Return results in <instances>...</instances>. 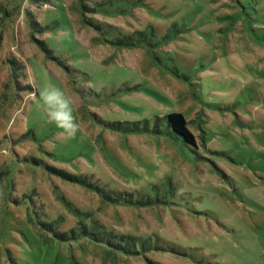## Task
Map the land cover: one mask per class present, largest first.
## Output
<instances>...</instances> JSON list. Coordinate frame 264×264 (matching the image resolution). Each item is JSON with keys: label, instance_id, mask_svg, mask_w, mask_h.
Returning a JSON list of instances; mask_svg holds the SVG:
<instances>
[{"label": "rangeland", "instance_id": "374dc122", "mask_svg": "<svg viewBox=\"0 0 264 264\" xmlns=\"http://www.w3.org/2000/svg\"><path fill=\"white\" fill-rule=\"evenodd\" d=\"M0 264H264V0H0Z\"/></svg>", "mask_w": 264, "mask_h": 264}, {"label": "trees", "instance_id": "16d2710c", "mask_svg": "<svg viewBox=\"0 0 264 264\" xmlns=\"http://www.w3.org/2000/svg\"><path fill=\"white\" fill-rule=\"evenodd\" d=\"M149 34H150V36L156 35L154 30H152ZM149 34H147V32H139L134 36V38L137 39L140 43L149 44V41L147 42V40L149 39ZM134 38H128L127 39L128 42H125L122 45L127 46V47L136 46V44L133 42ZM172 38H173L172 34H168L164 37L163 42L169 43L172 40ZM167 121L169 123V127L172 128V130L175 133L182 136L187 143L192 144V145H196L195 136L188 127L189 122L182 113L176 112V113L170 114L167 118ZM105 126L109 127V123H106ZM50 171L57 173L61 178L64 179V181L71 182V183L73 182L76 184H81V185L85 186L88 190L93 191L97 194H99L101 191V189L97 188L96 184H92V182L86 180L85 178H83V176L69 175L68 173H66L64 171H60L58 169H50ZM54 222H56V221H54ZM54 230H56V229H54ZM71 232L72 231L59 233L58 238L61 241H63L64 243L66 241L73 240V238L76 239L77 238L76 234H74L73 236H70ZM86 233H87V231H86Z\"/></svg>", "mask_w": 264, "mask_h": 264}, {"label": "clouds", "instance_id": "9594fccd", "mask_svg": "<svg viewBox=\"0 0 264 264\" xmlns=\"http://www.w3.org/2000/svg\"><path fill=\"white\" fill-rule=\"evenodd\" d=\"M40 104L48 120L68 135H74L78 125L70 99L56 86H45L39 93Z\"/></svg>", "mask_w": 264, "mask_h": 264}]
</instances>
